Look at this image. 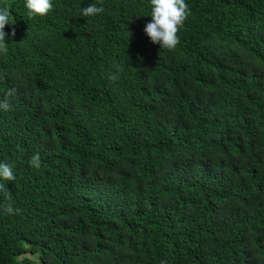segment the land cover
Returning a JSON list of instances; mask_svg holds the SVG:
<instances>
[{
	"label": "trees",
	"instance_id": "trees-1",
	"mask_svg": "<svg viewBox=\"0 0 264 264\" xmlns=\"http://www.w3.org/2000/svg\"><path fill=\"white\" fill-rule=\"evenodd\" d=\"M53 2L0 0V264H264V0H186L172 50L148 0Z\"/></svg>",
	"mask_w": 264,
	"mask_h": 264
},
{
	"label": "clouds",
	"instance_id": "clouds-1",
	"mask_svg": "<svg viewBox=\"0 0 264 264\" xmlns=\"http://www.w3.org/2000/svg\"><path fill=\"white\" fill-rule=\"evenodd\" d=\"M54 7L53 0H24V8L27 15L31 17H43ZM148 13L142 16H150L151 19L144 26V33L153 44H158L160 49H174L179 43L178 32L189 15V8L186 0H148ZM104 12L102 3L98 6L96 2H90L86 7H81L80 17H95ZM141 16V15H137ZM13 17L11 8L6 4H0V53H6L8 42L15 35V30L5 31L6 25L11 27ZM11 105L7 97L0 99V110L8 111ZM29 164L32 167L40 166L39 154L30 157ZM14 165L0 161V181H14ZM5 185L0 183V190H4ZM7 213L18 212L11 204L4 207Z\"/></svg>",
	"mask_w": 264,
	"mask_h": 264
},
{
	"label": "rangeland",
	"instance_id": "rangeland-1",
	"mask_svg": "<svg viewBox=\"0 0 264 264\" xmlns=\"http://www.w3.org/2000/svg\"><path fill=\"white\" fill-rule=\"evenodd\" d=\"M28 256H31L30 254H27Z\"/></svg>",
	"mask_w": 264,
	"mask_h": 264
},
{
	"label": "water",
	"instance_id": "water-1",
	"mask_svg": "<svg viewBox=\"0 0 264 264\" xmlns=\"http://www.w3.org/2000/svg\"><path fill=\"white\" fill-rule=\"evenodd\" d=\"M6 1H12V0H6Z\"/></svg>",
	"mask_w": 264,
	"mask_h": 264
}]
</instances>
